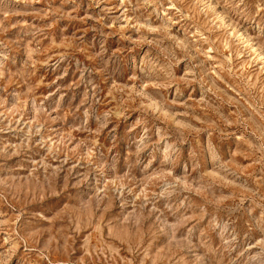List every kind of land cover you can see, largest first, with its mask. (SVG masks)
<instances>
[{
	"label": "rangeland",
	"instance_id": "rangeland-1",
	"mask_svg": "<svg viewBox=\"0 0 264 264\" xmlns=\"http://www.w3.org/2000/svg\"><path fill=\"white\" fill-rule=\"evenodd\" d=\"M0 264H264V0H0Z\"/></svg>",
	"mask_w": 264,
	"mask_h": 264
}]
</instances>
